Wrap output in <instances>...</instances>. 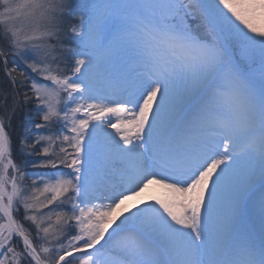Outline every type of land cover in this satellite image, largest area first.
Instances as JSON below:
<instances>
[{
	"label": "snow or ice",
	"instance_id": "6c2138e0",
	"mask_svg": "<svg viewBox=\"0 0 264 264\" xmlns=\"http://www.w3.org/2000/svg\"><path fill=\"white\" fill-rule=\"evenodd\" d=\"M0 76V264H264V0H0Z\"/></svg>",
	"mask_w": 264,
	"mask_h": 264
},
{
	"label": "bare ground",
	"instance_id": "6f19581e",
	"mask_svg": "<svg viewBox=\"0 0 264 264\" xmlns=\"http://www.w3.org/2000/svg\"><path fill=\"white\" fill-rule=\"evenodd\" d=\"M164 190L161 189L160 187L156 186V185H151L149 186V188L145 189V191L143 193H141L140 197L134 198V200L132 201H126V205L128 207H131L133 203H140V200H149L150 197L156 196V197H163L164 196Z\"/></svg>",
	"mask_w": 264,
	"mask_h": 264
},
{
	"label": "trees",
	"instance_id": "16d2710c",
	"mask_svg": "<svg viewBox=\"0 0 264 264\" xmlns=\"http://www.w3.org/2000/svg\"><path fill=\"white\" fill-rule=\"evenodd\" d=\"M2 79H3V77H2V76H0V81H2Z\"/></svg>",
	"mask_w": 264,
	"mask_h": 264
}]
</instances>
